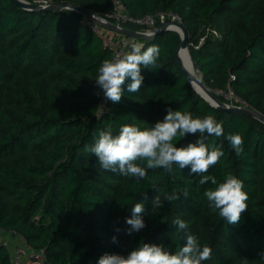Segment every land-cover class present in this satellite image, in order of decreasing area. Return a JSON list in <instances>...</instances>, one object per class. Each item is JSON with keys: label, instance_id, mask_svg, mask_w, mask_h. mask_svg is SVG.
Wrapping results in <instances>:
<instances>
[{"label": "trees", "instance_id": "obj_1", "mask_svg": "<svg viewBox=\"0 0 264 264\" xmlns=\"http://www.w3.org/2000/svg\"><path fill=\"white\" fill-rule=\"evenodd\" d=\"M48 1L73 4L115 23L111 0ZM123 3L135 18L178 14L205 87L229 104L218 91L231 86L249 107L264 114V0ZM91 25L71 9L28 11L12 0H0V228L43 251L46 264H97L105 253L126 256L142 243L162 245L174 254L184 244L172 224L180 218L189 223L201 247L212 249L211 259L202 264H264V123L214 107L194 90L179 68L181 35L172 30L150 40L128 37L144 49L159 46L157 67L141 66L140 91L129 93L131 80L126 79L120 102L108 101L100 112L103 92L95 80L99 66L113 59V53ZM121 26L145 32L133 23ZM168 108L194 118L211 114L222 122L224 136H207L206 143L221 146L224 155L205 175L218 183L228 174L243 181L249 199L239 223L228 224L211 210L204 192L216 185H201L202 177L189 175V168L148 170L147 178L137 181L100 168L97 158L85 151L100 130L111 127L115 135L125 124L150 128ZM230 134L243 137L239 156L226 139ZM198 138L189 134L174 143L180 147ZM174 192L178 200L163 199ZM156 195L163 206L154 209ZM136 203L144 204L146 226L129 234L126 220ZM0 264H11L1 245Z\"/></svg>", "mask_w": 264, "mask_h": 264}, {"label": "clouds", "instance_id": "obj_2", "mask_svg": "<svg viewBox=\"0 0 264 264\" xmlns=\"http://www.w3.org/2000/svg\"><path fill=\"white\" fill-rule=\"evenodd\" d=\"M131 50L113 59H105L98 68L95 83L102 90L104 99L119 103L124 90L126 79L129 93L139 92L144 77L141 66L155 69L160 57L158 45L144 49L139 43H132ZM163 120L157 121L150 128L141 130L135 125H122L118 134H113L111 127L98 132L97 138L91 145L85 146V151L94 155L100 168L106 171L119 172L124 177L136 178L137 181L147 178L148 170L163 169L171 173L173 166L179 169L189 168V175L195 174L202 178L201 185L211 181L216 187L204 192L212 211L218 212L221 219L228 224L239 223L241 214L248 209V194L243 190V181L228 174L223 182H217L215 177L205 175L216 165L224 155L221 146L206 143L207 136L222 137L224 129L222 122L209 114L203 118H194L190 112H182L168 108ZM199 134L195 142H189L177 147L174 143L178 138ZM231 147L239 156L243 153L244 140L240 134H230L226 137ZM188 189L183 190L187 198ZM180 198L175 192L165 195L164 200L172 202ZM145 199L147 197L145 196ZM154 209L163 206L161 197L156 195L153 200ZM144 204L136 203L132 208V216L126 220L130 225L129 234L145 228L143 219ZM176 230L183 234L184 244L175 253L166 251L162 245L142 243L126 256L120 254H103L97 264H202L211 259L212 249L199 244L195 235L189 232V223L176 218L172 221ZM119 231V229H117ZM113 243L117 242L112 237ZM264 257V252L260 253Z\"/></svg>", "mask_w": 264, "mask_h": 264}, {"label": "built area", "instance_id": "obj_3", "mask_svg": "<svg viewBox=\"0 0 264 264\" xmlns=\"http://www.w3.org/2000/svg\"><path fill=\"white\" fill-rule=\"evenodd\" d=\"M35 4L42 6L49 5L48 0H34ZM112 3V12L110 18H112L118 26H121L124 23H133L139 25L145 32L143 33H152L157 28L158 23L167 24V23H181L182 19L178 14L172 12H159L155 15H146L142 18H135L128 13L126 6L123 3V0H111ZM106 20V19H104ZM89 21V20H88ZM108 21V20H106ZM109 22V21H108ZM113 23V22H112ZM172 29L180 31V29L175 25H170ZM92 30L98 34L103 39L104 46L109 48L113 53V58L117 55H123L124 50L128 48L132 40L128 37H123L118 40V38H113L106 33L108 30L105 27H102L96 23L92 22ZM232 79H235L234 75H231ZM219 95L224 96L232 106H248L245 101H243L234 91V89L229 86L227 91H218ZM107 100L104 99L103 93L100 102V112L106 110ZM0 245L7 249L10 256L11 264H46L45 253L43 251H34L29 248L25 243L24 239L16 235L13 232H7L0 228Z\"/></svg>", "mask_w": 264, "mask_h": 264}, {"label": "water", "instance_id": "obj_4", "mask_svg": "<svg viewBox=\"0 0 264 264\" xmlns=\"http://www.w3.org/2000/svg\"><path fill=\"white\" fill-rule=\"evenodd\" d=\"M12 1L19 4L23 9H26L28 11H31V10L58 11V10H63V9H71V10H74V11L80 13L85 19H87L91 22H94V23H96L102 27H105V28H107L113 32L125 35L127 37H132L135 39L140 38V39H144V40H150L162 32H166L169 30L174 31V29H172L170 27V25H175L180 29V31H177V30H175V31L180 33L181 38H182V43H181L180 49L177 53V56L179 59V68L183 72V74L188 78V80H189L190 84L192 85V87L194 88V90L200 96H202L206 101H208L211 105H213L214 107L224 109V110L229 111V112L234 113V114H239V115L255 118V119L264 123V114L261 113L260 111L256 110V109H254V108H251L249 106H247V107L246 106H232L230 104L221 102L207 87H205L201 78H199V76L197 74L192 72L189 69V67L183 62V60L181 58V51L185 49V50H187L188 58L190 60L191 66L192 65L194 66L193 61L191 59V55H190V43H189L190 37H189L187 29L181 23L163 24L160 28L156 29L154 32L148 34V33H143V32L132 31V30H129L125 27L118 26L117 24H114L112 22H108L102 18H99L98 16H96L91 11L82 9L80 7L73 5V4H59V5L51 4V5H47V6H42V5L31 4L26 0H12ZM193 82H197L199 84V86L207 93V95L209 97L201 94L194 87Z\"/></svg>", "mask_w": 264, "mask_h": 264}, {"label": "bare ground", "instance_id": "obj_5", "mask_svg": "<svg viewBox=\"0 0 264 264\" xmlns=\"http://www.w3.org/2000/svg\"><path fill=\"white\" fill-rule=\"evenodd\" d=\"M181 58H182V60H183V62L189 67V69L192 71V72H194V70H193V65L191 66V63H190V60H189V58H188V53H187V50H182L181 51ZM195 73V72H194ZM196 74V73H195ZM193 84H194V87L201 93V94H203L204 96H207V97H209L208 95H207V93L199 86V84L197 83V82H193Z\"/></svg>", "mask_w": 264, "mask_h": 264}, {"label": "rangeland", "instance_id": "obj_6", "mask_svg": "<svg viewBox=\"0 0 264 264\" xmlns=\"http://www.w3.org/2000/svg\"><path fill=\"white\" fill-rule=\"evenodd\" d=\"M106 33H107L109 36L111 35V37H113V38H115V36L118 35V33L113 32V31H110V30H106ZM114 35H115V36H114ZM122 40H123V39H122ZM193 70H194V72L196 73L194 66H193ZM198 76H199V75H198ZM199 77H200V76H199Z\"/></svg>", "mask_w": 264, "mask_h": 264}, {"label": "crops", "instance_id": "obj_7", "mask_svg": "<svg viewBox=\"0 0 264 264\" xmlns=\"http://www.w3.org/2000/svg\"><path fill=\"white\" fill-rule=\"evenodd\" d=\"M111 36V35H110ZM115 36V35H114ZM124 36H120V35H116V38H118V40L122 39ZM134 42V41H133ZM32 264H37V263H32Z\"/></svg>", "mask_w": 264, "mask_h": 264}]
</instances>
